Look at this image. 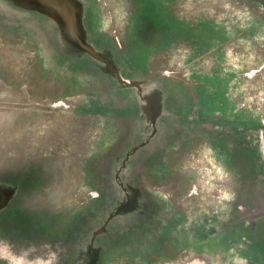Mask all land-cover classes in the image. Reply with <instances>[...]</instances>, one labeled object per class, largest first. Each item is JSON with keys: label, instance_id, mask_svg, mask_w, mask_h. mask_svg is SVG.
Returning a JSON list of instances; mask_svg holds the SVG:
<instances>
[{"label": "rangeland", "instance_id": "obj_1", "mask_svg": "<svg viewBox=\"0 0 264 264\" xmlns=\"http://www.w3.org/2000/svg\"><path fill=\"white\" fill-rule=\"evenodd\" d=\"M80 1L85 30L93 29L103 42L109 34L124 38L126 28L133 27L131 45L137 58L132 57L128 72L158 81L143 85L141 96L145 112L154 123V117L161 114L160 83L168 89L175 87L178 100L166 98V106L175 108L178 115L177 131L172 139L188 141L166 152L162 158V152L154 147L153 154L147 157V150L157 143V138H153L150 140L152 146L124 158V162L129 161L127 167L130 169L138 164L130 175L141 187L153 192L154 201L161 207L154 204L151 212L145 215L148 223H140L137 227L130 226L128 220L118 219L117 222H121L113 225L112 231L116 232L118 227H130L133 231L128 228L124 233L114 232L98 243L104 250L100 261L101 246L90 249L77 264H264V159L261 154L264 128L260 133L256 130L260 122L264 123V0ZM137 10L147 11L149 17L138 15L132 19ZM251 19L263 22L255 36L247 27ZM201 20L205 27H201ZM184 21L192 27H186ZM216 22L225 28L220 29ZM28 32L32 36L33 33ZM7 36L12 37L1 31L0 71L3 67L8 71L12 67L13 79L22 81L15 87L13 80L0 78V174L33 170L37 162L27 156L37 152L48 154L53 150L46 149V145L38 148L44 138L51 139L55 132L49 125L62 123L67 128L63 133L68 131L69 135L68 129L77 127L69 115L72 109L63 107L75 102V98L61 99L65 83L53 78V81L43 79L33 70L38 63L33 46L17 44L14 46L19 47L15 49ZM67 41V49L73 50L72 42L68 38ZM86 42L91 43L90 34ZM43 56L49 60L46 51ZM195 81L199 83L194 87ZM194 88L200 101L197 107L202 104L205 111L199 112L200 116L218 112L219 121L232 118L233 128L228 132L222 130L227 127L225 124L221 126L215 122L217 120L211 122L217 129L211 137L216 152L206 137L190 136L194 129L201 134V129L205 128L194 125L197 109L193 110L189 98ZM101 91L104 103L113 100L108 99L109 93ZM34 97L40 101L36 103ZM77 99L82 100L81 97ZM59 101L64 105L54 109ZM105 118L98 121L91 117L87 123L85 138H88L89 148L83 153L90 157L85 164L92 174L90 179L85 178L83 183L80 158L75 156L78 147L75 140L69 142L58 137V144H52L57 157L44 160L46 166L38 163L46 168L47 176H40L34 189L29 188L28 193L22 194L26 195L24 203L32 213L27 212L30 219L25 213L20 216L25 224V238L8 242L14 255L8 254L14 262L67 264L65 259L70 257L67 253L77 255L79 245L72 241L69 244L54 241V237L67 231L62 229L71 220L73 226L66 235L81 232V225H77L85 206H89L90 212L93 204H97L95 212L99 216L96 219L95 212L91 215L96 219L92 224L95 226L103 223L106 215L103 210L113 208L108 197L104 198L106 205L99 201L100 198L96 199L94 187L101 184L99 179L105 175L101 159L110 160L114 155L122 159L132 145L145 143L148 137L143 131L137 136L127 134V129L123 132L125 126L121 120L117 121L121 128L117 126L112 130V122L117 118ZM239 124L248 128L247 145L243 144L244 133L235 132V125ZM152 135L155 136L154 132ZM127 136L129 139L122 140ZM23 140L24 152L21 151ZM6 149L9 155L3 157ZM146 162L157 169L156 174L148 171ZM244 174L249 177L244 178ZM138 192L134 189L129 193L122 209L138 211ZM233 204H240L238 210ZM41 211L55 212L61 219L58 218L54 226ZM76 238L78 236L73 239ZM8 243H0V251L6 250ZM3 262L0 264H6Z\"/></svg>", "mask_w": 264, "mask_h": 264}, {"label": "flooded vegetation", "instance_id": "obj_2", "mask_svg": "<svg viewBox=\"0 0 264 264\" xmlns=\"http://www.w3.org/2000/svg\"><path fill=\"white\" fill-rule=\"evenodd\" d=\"M82 1L85 2V0ZM54 30L55 28L53 23L48 19L40 17L37 14L25 9L18 8L7 0H0V33L2 31L12 36L7 37L13 41L10 46L15 49H17L22 44H31L33 46L32 51L35 54V60L38 61V63L35 61L37 63L35 64L36 69L34 68L33 70L37 71V73H39L43 79H48L51 81L56 80L57 82L65 83L62 91L60 92V95L62 96L61 99L75 98V102L67 103L66 106L62 101H59L55 104L54 109H57V107H62L63 105V107L71 108L72 112H70L69 115H71L73 122H75L74 126H77L71 130L68 129L71 135L70 136L68 131L63 133V131H65L67 128H65L62 123L60 126L57 125V122L49 125L55 132L52 136H50L51 139L48 140L44 138L38 145V148L41 149L42 145H46V149L48 148L49 150H53L48 152V154H42L40 152H37L36 154H29L27 157L30 159L33 158L35 159L34 161L37 162V164L34 166V169L29 172L20 170L13 173L6 172L4 174H0V243L16 242L25 238V224H23V221L20 220V216L23 213H25L29 219L31 216L28 215L27 212L30 210L27 209L28 207L25 206L24 203L26 195L22 194L28 193L29 188L34 189V183L36 184L39 182L40 176H47L45 173L46 168L44 166L38 165V163H43L46 166L47 163L43 162L44 160H51L57 157V150L55 149L54 145L52 146V144H58L57 142L60 141L58 137L61 138V140L65 139L69 142L76 141L78 147L75 145V147H77L75 156L80 158L81 167L79 170L83 176V183L85 182V178L90 179L92 177V174L89 173V170L85 167V164L87 160L90 159V157L83 153V151L87 150V147L89 148V142H87L88 138H85V133H88L87 123H90L89 121L91 117L94 119L96 118L98 121L103 120V117H106L105 119L117 118L112 122V130L116 129L117 126L120 127L117 121L121 120V124L125 126L123 132H125V129H127V134L131 133L137 136L139 131H143L146 133L145 137H148L147 142H136L138 144L132 145L130 149L124 154L122 159L116 155H114L110 160H107L105 157H102V159L100 158L102 161L101 167L104 169L105 175L101 176L102 178L99 179L101 184H99L98 187H94L95 192L97 193L96 199L100 198L99 201L105 202L104 205H106L108 203L104 201V198L108 197L110 199V203L113 204V208L111 207V210H108V214L106 217H104L103 223L99 226H91L89 223V206H85V208H82L83 214L81 213L79 215L80 220L78 221L77 225H81V232L78 231L77 234L66 235L68 229L73 226L71 220L70 223L68 221V226L62 229H66L67 231H64L65 233H59V235L57 234V238L54 237V241L67 244L72 241L79 245L77 255L72 256L70 255V252H68L67 255L70 257H66V259L65 257L63 258L67 264H77L84 260L86 254L90 253V249H96L97 247H100L101 245L98 243L112 236V234L115 232L114 230L112 231L113 225H117V223L121 222H117L118 219H124L125 222L128 220L127 223H129L130 226L134 224L133 227H136V225L138 226L140 223H148L145 221V215H148L151 212V209L153 208L152 206L154 204L157 207H161L159 203L154 201L153 192L141 187L135 182V180H133L134 177L130 175L132 172L131 170L136 169L138 164L130 169L127 167L129 161L124 162V158H126V156L129 158L134 153L137 154L138 150L143 149L144 147L147 148L148 146H152L150 145V140H154L153 138H157V143L154 144L153 148L150 147L148 149L149 153L147 150V157H150L153 154L151 151L155 147L157 150L162 152V155L160 156V158H162L166 152L179 148L188 140L184 141L183 138L172 139L173 134L177 131L178 123L176 122V118H178V115H176L177 110L175 108L172 110L170 109V106H166V98L170 96L171 101H174V99L178 100V94L174 90L175 87L168 89L165 85L160 83L161 93L159 95V105L161 114H159V116L157 114V118L154 117L156 119L154 123L150 121L147 112H145L141 96L143 85H148L151 82L158 81L152 77L143 75L137 77L134 74L128 72L133 60L132 57L135 59L137 58L132 52L133 46L131 45V42L134 41V36H131V30H133V27L128 26L124 31V38L121 39L117 36H111V34H109L105 42H103L93 29L88 31L85 30L84 39L86 40L90 34L91 43H87L93 46L94 49L100 53L112 67L118 70L123 80L133 81L140 87H127L126 84L120 83L117 76L109 70L108 65L105 62L95 59L87 52L80 49H67L68 47L61 44L58 37H55ZM28 31L33 33L32 36ZM37 38H39L38 41ZM17 44L19 45L18 47L14 46ZM44 51L48 53L49 60H47V56H43ZM138 57H141V55ZM129 59L131 61H129ZM7 65L8 64H5L6 67ZM12 72L15 74V71L12 69V67L9 69V71L7 68L3 67L0 71V78L4 81L13 80L15 82L13 86L17 87V83L22 80L13 79L14 75ZM51 78H53V80ZM198 83L199 81H195L194 87L198 85ZM101 89L109 93L107 96L108 99L113 100L107 104L104 103L105 99H103L101 96ZM192 93V97L190 96L189 98L191 99L193 110L197 109V115H194L193 117L194 125H202L205 128L201 129L203 131L201 134L200 132H197L196 129H194V131L190 133V136L193 137L194 135H202V137H206L208 140H210L213 149L216 152V146L213 145L214 139L211 137L213 132L217 131V129L212 126L213 124H211V122L218 119V112L213 115L206 113L204 116H200L198 113L201 111L205 113V111L202 109V104L200 107H197V104L200 101L198 100L199 95L195 91V88ZM79 97H81V101H78L77 98ZM33 100L36 101V103L40 101L37 97H34ZM215 122H219L221 126L222 124H225V126H227L225 127L226 130L225 128L222 130L227 132L232 127V118H227L220 121L217 120ZM241 124L235 125V132L237 133L240 130L242 133H244V138L242 137L244 140L243 144L247 145L248 128L246 130V127L241 126ZM247 127L251 128L249 125ZM263 128L264 123L260 122L259 127L256 130L260 133ZM78 130H81V134L76 133ZM153 132L155 135L154 137H152ZM125 138L129 139L127 136L122 138V140H126ZM218 138L224 140L222 136H219ZM258 141L259 144H261V138ZM93 142H95V140H93ZM119 143L121 142L119 141ZM21 144L22 146L24 145V140L21 142ZM24 147L25 145L21 149L22 152L25 151ZM263 150L264 149H262L261 154L262 158L264 159ZM6 155H9L7 149L3 153V157ZM97 159L98 157L95 158V160ZM144 164L146 165L145 167L150 169L148 170L150 173L156 174L157 169L155 167L150 165L148 162ZM54 166L55 165H51L52 168ZM32 177L35 180H32ZM243 177L246 178L249 176L244 174ZM103 181L106 183H103ZM109 182H112V184H109ZM131 188L133 190L136 189L137 192L140 189L138 192L140 194L138 199L140 207L136 212H133L135 209L133 211H126L124 210L125 208L122 209L124 207L123 204L125 199L129 197L128 195L130 192H133ZM141 189H145L146 191L141 192ZM34 191L35 190H33V192ZM111 195L112 197H110ZM7 196L9 197L8 199ZM21 201H23V203H21ZM233 207L237 208L238 210L240 204H233ZM143 208H147V210L144 211ZM30 212L32 213V211ZM41 213L46 214L44 216L47 217L48 220L54 224V226H56L58 220L61 219L59 218V214H56L55 212H53L55 214H48L43 211H41ZM251 225H253L252 222ZM128 228L129 227H118L115 234H117V232L124 233L128 231ZM39 232L37 233L40 234ZM96 233L98 234L94 237V234ZM35 236L37 235L35 234ZM76 236H78V238L73 239ZM93 238L94 240H92ZM5 247L6 250L0 251V263L4 261L3 263L6 264H19V261L14 262V260L8 254V252H10L14 255L12 249L9 247V243ZM69 247L70 251H72V247L70 245ZM7 248L9 249L8 251ZM101 248L99 261L102 254L104 253L102 246ZM6 260L8 262H6Z\"/></svg>", "mask_w": 264, "mask_h": 264}, {"label": "water", "instance_id": "obj_3", "mask_svg": "<svg viewBox=\"0 0 264 264\" xmlns=\"http://www.w3.org/2000/svg\"><path fill=\"white\" fill-rule=\"evenodd\" d=\"M16 7L27 11L37 13L51 21L58 29V39L61 44L68 45V41L74 49H80L87 52L95 59L105 62L108 68L113 72L120 83L126 84L127 87H140L133 81H125L121 78L118 70L98 53L93 46L88 44L84 39L85 28L83 16V4L80 0H7ZM67 42V43H66ZM69 45V46H70ZM98 233L94 234V237ZM94 240V238L92 239Z\"/></svg>", "mask_w": 264, "mask_h": 264}, {"label": "trees", "instance_id": "obj_4", "mask_svg": "<svg viewBox=\"0 0 264 264\" xmlns=\"http://www.w3.org/2000/svg\"><path fill=\"white\" fill-rule=\"evenodd\" d=\"M137 1V0H136ZM170 2H172L173 0H169ZM138 4V3H137ZM138 5H141L140 3L138 4ZM19 8V7H18ZM138 8V7H137ZM135 10H136V6H135ZM168 11V10H167ZM35 14H37V13H35ZM38 15V14H37ZM133 15V14H132ZM138 15H140V16H143L142 18H146V17H149V13L147 12V11H144V10H142V11H139V10H137V11H135V13H134V16H132V19H134V18H136V17H138ZM38 16H40V17H43V16H41V15H38ZM44 18V17H43ZM47 19V18H46ZM157 21V20H156ZM203 20H201V27H205L206 26V24L205 23H203L202 22ZM213 21V20H212ZM186 24H185V26L186 27H192V25H190L189 23H187L186 21H184ZM213 22H215V20L213 21ZM264 22V21H263ZM263 22H257V21H255V20H250L249 22H248V25H247V27L249 28V30H250V34L252 35V36H255L256 34H257V32H258V29L261 27V26H263L262 25V23ZM216 24H217V26L221 29V28H225V26H223L222 24H219V23H217L216 22ZM184 26V27H185ZM236 27H239V26H236ZM55 28V37H58V29L56 28V27H54ZM233 36V35H232ZM142 58H143V56H142ZM100 203V202H99ZM94 207V208H93ZM95 207H97V204H93V206H92V208H93V210H91L90 211V216L91 215H93L92 213H94L95 212V210H97V208H95ZM105 209V208H104ZM104 211V214H108V211L107 210H103ZM99 212V211H98ZM95 214V218L97 219V217L99 216V213H94ZM106 215L105 216H103V221H104V217H106ZM101 218V217H100ZM96 219H93V216H91L90 217V220H89V223H90V225L92 226V224H93V222H95L96 221ZM141 226V225H140ZM136 227H137V225H136ZM130 228V227H129ZM128 230V229H127ZM130 230H132V228H130ZM133 231V230H132Z\"/></svg>", "mask_w": 264, "mask_h": 264}]
</instances>
